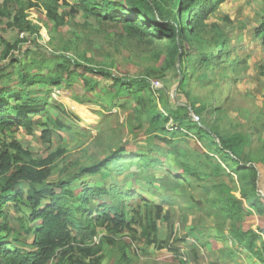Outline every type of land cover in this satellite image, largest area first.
I'll return each instance as SVG.
<instances>
[{"label": "trees", "instance_id": "1", "mask_svg": "<svg viewBox=\"0 0 264 264\" xmlns=\"http://www.w3.org/2000/svg\"><path fill=\"white\" fill-rule=\"evenodd\" d=\"M40 1L0 0V20H10L7 22L8 27L16 29L23 39L39 33L34 23L27 19L25 7L44 13L54 22V28L61 26L65 13L61 14L57 6H69L68 0ZM72 1L67 12L71 17L81 11L87 18L120 26L128 35L141 39L151 36L166 39L171 54H176L182 62L183 55L187 54L185 44L194 40L199 24L207 20L224 0ZM182 14H187L183 23L180 21ZM253 31L264 44V17ZM208 46L209 49H215L216 60L218 58L220 63L230 57V48L224 37L215 39ZM12 47L17 46L6 41L2 50L4 57L11 53ZM38 51L51 53L45 48H39ZM207 55V52H199L209 70L213 61ZM43 56H35L31 61L37 70L42 71L38 75H28L19 66L15 86L20 89L14 90V85L0 86V264H101L102 245H115L114 236L125 232L129 233L132 241L181 255L182 246L179 243H185L187 236L171 239L168 234L165 238H159L158 223L165 221L169 229L172 215L166 212L161 202L152 199H144L142 202L135 200L139 194L134 187L135 184L147 181L145 185L148 184V187L163 188L164 195L156 193V199L166 194L177 193L180 196L178 190L181 184L194 188L197 187L196 182L204 180L206 176H209L205 180L210 184L205 189L201 188V191L206 195L207 204H201L190 196L184 200L185 205L194 207L195 212L207 214H213L212 209L218 208L221 212L217 215L228 220L223 226H217L229 229L228 237L232 246L228 248L226 259L237 254H250V257L264 264V243L260 246L264 227L244 228L243 224L244 218L254 213L264 221V197L258 191L261 169L255 166V162L247 165L239 160L236 153L240 150V140L236 136L225 139L212 130L213 137L209 128L192 119L186 104L164 107L161 112L150 100V96L142 92L149 88L156 94V90L141 78L128 79L111 70L86 65L66 55H58L56 63L50 65ZM11 60L16 61V58L11 56ZM237 61V58L230 60L231 63L235 62L234 65L230 64L233 70ZM7 78L5 73L0 74V82L3 79L6 82ZM76 79L83 88L98 87L112 102L141 92L139 96L145 101L138 103L139 96L135 98L134 118L138 124L143 123L142 120L146 121L147 129L140 128L144 133L140 135L142 139L138 145L132 144L133 148L128 150L126 146L129 143H121V146L106 152L99 159L80 164V158L75 153L68 154L64 148L46 152L36 158L16 140L13 132L19 128L31 133L34 125L44 127L40 137L46 143L52 139L51 129L69 131L74 128L77 118L68 109L55 105L53 108L56 112L52 114L48 112L49 104L45 97L31 94L35 91L50 94L61 85L71 88ZM212 81V78L207 79V82ZM34 85H38L37 90L32 88ZM41 113H47V116H36ZM7 132L10 135L6 140L3 134ZM189 132L200 140L211 139L217 154L227 153L226 168H230L239 179L238 182H241L237 197L235 190H230L225 183L233 173L227 172L220 163H215L207 148L202 151L200 148L182 147L179 135ZM231 155L237 158L229 165ZM256 162L264 165V160ZM136 166L138 176L132 179L129 187L114 183L117 177ZM58 167L57 177L52 180ZM142 170H158L160 173H154L153 177L142 173ZM106 177L108 179L105 180ZM243 199L246 204L241 203ZM15 218L23 221L25 226L15 231L18 238H11V221ZM99 229L104 230V234L97 243L95 238ZM191 229L195 230V227ZM196 234L202 235L199 232ZM13 244L16 247L10 249L9 245ZM190 246L194 248V244ZM128 262L123 251L117 264Z\"/></svg>", "mask_w": 264, "mask_h": 264}, {"label": "rangeland", "instance_id": "2", "mask_svg": "<svg viewBox=\"0 0 264 264\" xmlns=\"http://www.w3.org/2000/svg\"><path fill=\"white\" fill-rule=\"evenodd\" d=\"M68 2L69 6L73 4L72 0ZM69 6H57L61 14L65 13L64 21L58 28H54V22L44 13L25 7L27 19L34 23L39 32L27 39L21 38V34L13 27H8L7 22L10 20H0V74L5 73L8 77L6 82L4 79L0 82V86H15L18 81L19 66L28 75L42 73L32 65L31 61L35 56L42 57L43 54L50 65L56 63L58 55H66L86 65L111 70L128 79L141 78L156 90V94L149 88L142 92L150 96V100H153L161 112L164 111V107L171 108L178 104H186L192 119L209 128L213 137V131L225 139L236 136L240 140V150L236 153L239 160L247 165L249 162H255V166L261 169L258 191L264 197V165L256 162L264 160V44L261 37L255 35L253 31L264 17V0H224L207 20L199 24L196 30L198 34L195 35L194 40L185 44L187 54L183 55L182 62L178 60L176 54H171L166 39H158L155 36L141 39L135 35H128L120 26L87 18L81 11L71 17L67 14ZM186 18L187 14L186 16L182 14L180 21L183 23ZM220 37L226 39V44L230 48V57H227L224 63H220L218 58L216 60L213 51L215 49H209L208 46ZM6 41L17 47H12L11 53L4 57L2 50ZM39 48H45L51 53L38 51ZM199 52H207V56L213 61L209 70L199 56ZM11 56L16 58V61H12ZM235 58L238 61L233 70L232 66L235 62L230 65L232 64L230 60ZM208 78H212L213 81L207 82ZM229 79L233 80L228 81ZM103 82L107 83V81ZM155 82L159 85L154 86ZM32 88L37 90L38 85ZM13 89L20 88L15 86ZM140 93L118 98L119 100L112 102L103 91H99L98 87L83 88L77 79L71 88L61 85L54 88L50 94L35 91L31 96L45 97L49 104L48 112L55 114L53 108L55 105L68 109L77 118L74 128L69 131L51 129L52 139L49 143L44 142L40 137L44 127L37 125L33 126L31 133L19 128L13 132V136L36 158L46 152L64 148L68 154L75 153L74 155L80 158V164L91 163L125 143H129L126 148L130 150L133 148L132 144L136 146L142 139L140 135L144 132H141L140 128L147 129L146 121L142 120L143 123L138 124L134 118L133 103ZM126 99L129 101L126 102ZM144 101L142 96L137 98L138 103ZM121 104L124 106L122 107ZM36 116L45 118L47 113ZM9 135V132L4 133L3 138L7 140ZM179 136L183 148H200L202 151L207 148L211 152L210 158L215 163H220L227 172L233 173L230 168H226L227 153L217 154L211 139L200 140L192 132ZM230 158L229 165L237 157L231 155ZM137 167H131L125 174L117 177L114 183L129 187L132 179L138 176ZM58 169L59 167L52 180L56 179ZM142 173L154 177V173L160 172L142 170ZM205 178L200 182L197 181V187L194 188L181 184L178 190L181 192L180 196L166 194L158 199L155 198V194L164 195L163 188L148 187V184L145 185L147 181L135 184L134 187L139 194L135 200L142 202L144 199H152L161 202L166 212L172 215L169 229L165 221L158 223L159 238H165L168 234L171 239L187 236L185 243H179L182 246L181 255L132 241L129 233L125 232L114 236L115 245L110 246L107 243L102 245L101 264H117L123 251L129 259L127 264H214L215 262L225 264L226 260V264H262L255 257H250V254L246 256L237 254L231 258L228 255L230 259H226L229 254L228 248L232 246V241L228 237L229 229L226 227L220 229L217 226H223L228 220L225 221L217 215L221 212L218 208L212 209L214 216L206 212H195L194 207L185 205L184 200L189 199L190 196L201 204H207L206 195L201 191V188L205 189L210 184ZM238 180L233 173L230 179L225 181L230 190H235V197L241 186ZM23 188L25 189L26 186L23 185ZM241 203L246 204V201L243 199ZM6 209L7 207L4 208ZM13 215L17 216L15 213ZM244 219L245 221H242L244 228L264 227V221L255 213ZM11 224L13 232L25 226L18 218L12 220ZM193 227L195 230L191 229ZM197 232L202 235H197ZM103 234L104 230L99 229L95 238L97 243L101 241ZM262 242L264 243V232L260 246ZM190 244H194V248ZM13 246L16 247L13 244L9 245V248L13 249Z\"/></svg>", "mask_w": 264, "mask_h": 264}, {"label": "crops", "instance_id": "3", "mask_svg": "<svg viewBox=\"0 0 264 264\" xmlns=\"http://www.w3.org/2000/svg\"><path fill=\"white\" fill-rule=\"evenodd\" d=\"M162 188V187H159ZM177 193H175L174 195H176ZM157 202V201H156ZM4 234V233H3ZM11 238H18V234L16 232H13L11 235Z\"/></svg>", "mask_w": 264, "mask_h": 264}, {"label": "built area", "instance_id": "4", "mask_svg": "<svg viewBox=\"0 0 264 264\" xmlns=\"http://www.w3.org/2000/svg\"><path fill=\"white\" fill-rule=\"evenodd\" d=\"M153 85H154V86H158V85H159V83H158V82H155V83H153Z\"/></svg>", "mask_w": 264, "mask_h": 264}]
</instances>
